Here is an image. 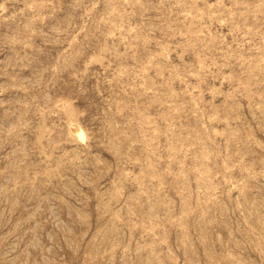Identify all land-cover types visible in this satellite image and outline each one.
<instances>
[{
  "label": "rangeland",
  "instance_id": "374dc122",
  "mask_svg": "<svg viewBox=\"0 0 264 264\" xmlns=\"http://www.w3.org/2000/svg\"><path fill=\"white\" fill-rule=\"evenodd\" d=\"M0 264H264V0H0Z\"/></svg>",
  "mask_w": 264,
  "mask_h": 264
},
{
  "label": "bare ground",
  "instance_id": "6f19581e",
  "mask_svg": "<svg viewBox=\"0 0 264 264\" xmlns=\"http://www.w3.org/2000/svg\"><path fill=\"white\" fill-rule=\"evenodd\" d=\"M70 129L72 130V132H74L75 135L77 134L76 135L77 137H79V138L83 137L81 131L77 127H75L74 125Z\"/></svg>",
  "mask_w": 264,
  "mask_h": 264
}]
</instances>
